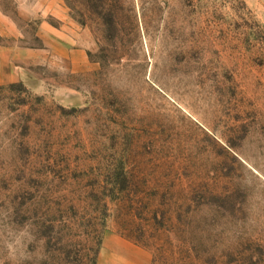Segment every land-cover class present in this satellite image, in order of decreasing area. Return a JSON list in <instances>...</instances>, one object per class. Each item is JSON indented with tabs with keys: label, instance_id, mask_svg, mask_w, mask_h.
Segmentation results:
<instances>
[{
	"label": "rangeland",
	"instance_id": "1",
	"mask_svg": "<svg viewBox=\"0 0 264 264\" xmlns=\"http://www.w3.org/2000/svg\"><path fill=\"white\" fill-rule=\"evenodd\" d=\"M115 258L264 264V0H0V264Z\"/></svg>",
	"mask_w": 264,
	"mask_h": 264
},
{
	"label": "crops",
	"instance_id": "2",
	"mask_svg": "<svg viewBox=\"0 0 264 264\" xmlns=\"http://www.w3.org/2000/svg\"><path fill=\"white\" fill-rule=\"evenodd\" d=\"M123 243L127 246L126 241ZM118 256L122 258L120 257L121 255L118 254ZM107 262L108 264H151L152 259H101L100 264H105Z\"/></svg>",
	"mask_w": 264,
	"mask_h": 264
}]
</instances>
